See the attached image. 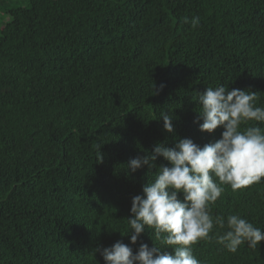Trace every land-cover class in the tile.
Instances as JSON below:
<instances>
[{"label":"trees","instance_id":"16d2710c","mask_svg":"<svg viewBox=\"0 0 264 264\" xmlns=\"http://www.w3.org/2000/svg\"><path fill=\"white\" fill-rule=\"evenodd\" d=\"M23 1L0 0V264H105L96 250L117 241L171 253L151 229L130 243L132 198L156 169L126 166L158 143L219 140L222 128L199 131L207 87L264 106V0ZM222 187L213 218L264 230V178ZM226 230L192 246L201 264H264V241L231 253L216 240Z\"/></svg>","mask_w":264,"mask_h":264},{"label":"clouds","instance_id":"9594fccd","mask_svg":"<svg viewBox=\"0 0 264 264\" xmlns=\"http://www.w3.org/2000/svg\"><path fill=\"white\" fill-rule=\"evenodd\" d=\"M182 22L196 28L200 18L185 16ZM197 100L198 117L202 120L199 131L212 134L222 128L219 140L203 147L190 138L179 139L172 148L158 143L151 152L131 159L126 166L128 174L145 166L156 169L154 178L143 186L142 195L132 198L127 219L130 243L135 245L141 234L151 229L163 249L172 252L161 254L162 248L154 243L151 248L140 243L133 253L131 247L117 241L102 251L96 250L101 252L105 264H201L192 246L210 240L214 225L227 229L216 240L231 253H236L242 244L255 249L264 241V230L239 213L226 219L210 214V205L224 191L222 185L236 191L264 178V127L241 129L249 121L264 124V106H257V93L235 88L229 91L223 85L207 87L198 93ZM160 115L164 130L173 133L172 116L167 111ZM158 158L167 164L157 167Z\"/></svg>","mask_w":264,"mask_h":264},{"label":"rangeland","instance_id":"374dc122","mask_svg":"<svg viewBox=\"0 0 264 264\" xmlns=\"http://www.w3.org/2000/svg\"><path fill=\"white\" fill-rule=\"evenodd\" d=\"M16 1L19 2V1H22V0H13V2H16ZM26 2H27V0H24L22 3L25 4ZM0 18H1V19H0V22H1V21L6 22V21L9 20V17L6 16V15H5V16L3 15V18H2V16H0Z\"/></svg>","mask_w":264,"mask_h":264}]
</instances>
